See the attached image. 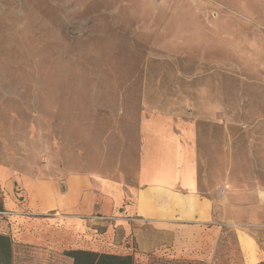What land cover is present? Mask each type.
Listing matches in <instances>:
<instances>
[{"label":"rangeland","instance_id":"rangeland-1","mask_svg":"<svg viewBox=\"0 0 264 264\" xmlns=\"http://www.w3.org/2000/svg\"><path fill=\"white\" fill-rule=\"evenodd\" d=\"M257 3L0 0V210L10 182L21 192L22 175L135 176L142 118L167 114L195 129L203 189L221 191L235 207L223 210L230 220L211 259L135 264H264L254 257L255 250L264 256V11ZM25 251L13 242V264L59 263Z\"/></svg>","mask_w":264,"mask_h":264},{"label":"crops","instance_id":"crops-1","mask_svg":"<svg viewBox=\"0 0 264 264\" xmlns=\"http://www.w3.org/2000/svg\"><path fill=\"white\" fill-rule=\"evenodd\" d=\"M256 1L264 11V3ZM195 137L191 125L171 115H149L140 122L141 152L133 177L22 175L16 180L21 192H14L12 182L4 192L1 233L27 254L60 264H73L66 253L76 250L133 256L141 263L163 256L211 259L230 220L223 210L232 212L235 205L224 204L221 191L203 189ZM244 209L254 217V210ZM243 253L246 261L253 257ZM254 257L264 259L259 250Z\"/></svg>","mask_w":264,"mask_h":264},{"label":"trees","instance_id":"trees-1","mask_svg":"<svg viewBox=\"0 0 264 264\" xmlns=\"http://www.w3.org/2000/svg\"><path fill=\"white\" fill-rule=\"evenodd\" d=\"M2 212V211H0ZM73 264H135L133 256L101 254L76 250L67 252ZM13 240L8 235H0V264H13Z\"/></svg>","mask_w":264,"mask_h":264},{"label":"built area","instance_id":"built-area-1","mask_svg":"<svg viewBox=\"0 0 264 264\" xmlns=\"http://www.w3.org/2000/svg\"><path fill=\"white\" fill-rule=\"evenodd\" d=\"M223 193H225V192L223 191Z\"/></svg>","mask_w":264,"mask_h":264}]
</instances>
